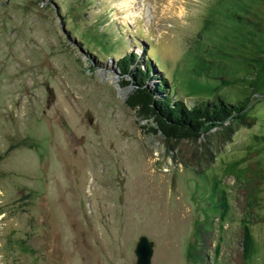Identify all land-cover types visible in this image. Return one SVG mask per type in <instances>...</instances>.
<instances>
[{
    "label": "rangeland",
    "instance_id": "rangeland-1",
    "mask_svg": "<svg viewBox=\"0 0 264 264\" xmlns=\"http://www.w3.org/2000/svg\"><path fill=\"white\" fill-rule=\"evenodd\" d=\"M123 1L0 0V264H264V0ZM137 65L230 114L167 139Z\"/></svg>",
    "mask_w": 264,
    "mask_h": 264
},
{
    "label": "trees",
    "instance_id": "trees-1",
    "mask_svg": "<svg viewBox=\"0 0 264 264\" xmlns=\"http://www.w3.org/2000/svg\"><path fill=\"white\" fill-rule=\"evenodd\" d=\"M120 64L126 72L131 63L135 62L131 54L123 57ZM131 61V62H130ZM134 74L135 88L127 98L129 106L138 112L142 119H152L155 123V132H161L167 139H195L202 132L206 131L207 125H214V122L220 123L230 114V110L220 102H214L209 106H192L189 107L181 99L173 101L171 97L164 93V89L157 87L158 92L164 93V96L155 98V91H148L144 85V78L148 74L137 65ZM130 82L126 80V84ZM242 111L240 106L233 108Z\"/></svg>",
    "mask_w": 264,
    "mask_h": 264
},
{
    "label": "water",
    "instance_id": "water-1",
    "mask_svg": "<svg viewBox=\"0 0 264 264\" xmlns=\"http://www.w3.org/2000/svg\"><path fill=\"white\" fill-rule=\"evenodd\" d=\"M135 253L137 254L136 264H150L152 253V242L146 236H141L136 244Z\"/></svg>",
    "mask_w": 264,
    "mask_h": 264
},
{
    "label": "bare ground",
    "instance_id": "bare-ground-1",
    "mask_svg": "<svg viewBox=\"0 0 264 264\" xmlns=\"http://www.w3.org/2000/svg\"><path fill=\"white\" fill-rule=\"evenodd\" d=\"M127 2H128L127 0H124V1H123V3H124L125 5H127ZM129 2H130V1H129ZM170 2H171V1H170ZM136 14H137V13H136Z\"/></svg>",
    "mask_w": 264,
    "mask_h": 264
}]
</instances>
